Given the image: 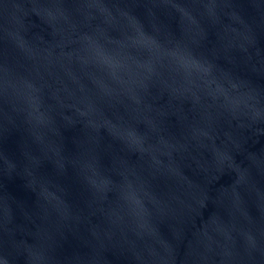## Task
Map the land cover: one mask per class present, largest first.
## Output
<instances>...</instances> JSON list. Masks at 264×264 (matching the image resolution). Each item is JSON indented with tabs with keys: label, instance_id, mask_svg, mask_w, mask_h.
<instances>
[{
	"label": "clouds",
	"instance_id": "clouds-1",
	"mask_svg": "<svg viewBox=\"0 0 264 264\" xmlns=\"http://www.w3.org/2000/svg\"><path fill=\"white\" fill-rule=\"evenodd\" d=\"M149 2L179 13V35L151 8L146 24L107 0H35L39 32L20 21L0 32V138L10 127L23 141L19 164L0 149V175H21L35 195L23 213L35 231L15 225V201L0 195V264H100L109 246L136 264H215L238 238L264 246V149L250 151L245 134L264 133V87L232 55L248 52L251 28L228 0ZM261 64L252 71L264 74ZM78 125L69 148L62 129ZM103 134L140 163L114 156L105 167ZM85 221L91 239L77 238L92 254L62 258L66 233Z\"/></svg>",
	"mask_w": 264,
	"mask_h": 264
},
{
	"label": "water",
	"instance_id": "water-1",
	"mask_svg": "<svg viewBox=\"0 0 264 264\" xmlns=\"http://www.w3.org/2000/svg\"><path fill=\"white\" fill-rule=\"evenodd\" d=\"M35 0H0V32L4 29L14 26L17 21L22 22L24 25L29 27L30 34L40 31V19L32 11L33 4ZM109 4L119 3L121 7L128 4L131 10L139 16L147 24L148 19V9L156 14V22L162 27L170 29L176 35H179V13L170 7H152L149 0H107ZM232 8L239 13L247 21L251 28V34L253 38V43L248 47V52L235 51L232 55L238 60L243 61L241 64L242 74L250 78L255 84L264 87V74L252 71L253 66L257 69L262 67L261 61H264V0H228ZM176 3L189 5L192 0H176ZM230 21L225 17L224 23H229ZM35 26V27H34ZM211 40H215V36L210 34ZM258 53V55H257ZM251 55V59L248 60V56ZM220 63L226 64V61L221 60ZM167 97L164 100L158 101V104H164ZM190 106L186 103L184 105V110L187 112ZM168 120L171 124L176 125L177 116L169 115ZM143 129V125H140ZM264 128V125L259 126ZM63 135L66 138V144L69 148L74 149V144L72 141L74 139L80 138L82 133L80 132V126L76 128L62 129ZM251 136L248 141L247 147L250 151L259 153L264 149V133H245ZM104 135V139L101 141V156L102 162L107 168L112 167L113 157L118 156L123 158L128 162L129 165H136L140 163L138 155L120 152V145L114 143ZM111 144V147L109 145ZM22 146L23 141L21 134L14 129L9 127L0 138V149L3 150L4 154L17 161L19 164L22 161ZM41 174H51L52 166L45 162L41 169ZM190 174V173H189ZM114 179H119V177L113 175ZM72 172L69 170L67 184L72 183ZM232 181V177L225 175L223 176L219 183L215 187H219L221 184L228 185ZM161 186H163L162 182ZM26 181L21 175L13 173L11 176L7 174L0 175V195L9 197L13 204L15 220L14 223L17 226H23L35 231V226L30 220L25 218L24 212L32 214L35 211V195L26 186ZM110 199L111 194H110ZM80 208L84 209V216H88L89 209L80 203ZM250 213L254 221L253 231L255 232L259 227V213L255 207L250 203ZM99 213L97 216L91 217L92 224L98 222ZM36 224H40V220L36 217ZM90 227L85 221L79 226L80 232L77 235L73 233H66L67 240L63 242L62 247L58 250L59 255L63 257L72 258L76 255L88 256L91 255V249L77 238L78 235L82 234L87 239H91L86 229ZM161 230L165 235H168V228L165 225H161ZM29 242H32L31 237H26ZM17 239H20V233H17ZM233 255L231 257H224L223 253L217 250L218 254L215 255V264H264V246L256 249H249L245 246L241 239H237V243L234 249H230ZM100 264H136L135 260L132 258L131 253L121 250L119 248L107 247L101 253ZM17 264H24V258L20 257L17 260Z\"/></svg>",
	"mask_w": 264,
	"mask_h": 264
}]
</instances>
